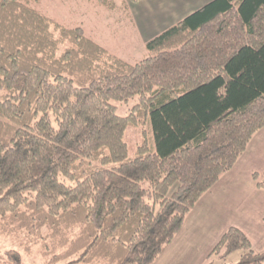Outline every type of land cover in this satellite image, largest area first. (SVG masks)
<instances>
[{
  "label": "trees",
  "instance_id": "1",
  "mask_svg": "<svg viewBox=\"0 0 264 264\" xmlns=\"http://www.w3.org/2000/svg\"><path fill=\"white\" fill-rule=\"evenodd\" d=\"M145 46L130 62L33 0H0V237L47 264H155L264 128V0H211ZM223 249L243 253L222 264H264L237 227Z\"/></svg>",
  "mask_w": 264,
  "mask_h": 264
},
{
  "label": "crops",
  "instance_id": "2",
  "mask_svg": "<svg viewBox=\"0 0 264 264\" xmlns=\"http://www.w3.org/2000/svg\"><path fill=\"white\" fill-rule=\"evenodd\" d=\"M210 1L139 0L130 3L131 19L142 37L150 34L148 41L163 27L161 22L167 29ZM255 172L264 174V128L255 134L235 166L196 203L155 264H209L213 248L233 226L249 237L256 251H264V190L257 186Z\"/></svg>",
  "mask_w": 264,
  "mask_h": 264
},
{
  "label": "rangeland",
  "instance_id": "3",
  "mask_svg": "<svg viewBox=\"0 0 264 264\" xmlns=\"http://www.w3.org/2000/svg\"><path fill=\"white\" fill-rule=\"evenodd\" d=\"M112 1L116 4L114 10H109L97 0H33V5L62 24L72 27L82 26L87 35L108 48L109 51L130 62H135L148 54L145 42L150 34H144V37L141 36L139 27L131 19V2H127L129 8H126L124 5L125 0ZM160 25L163 27L155 31L153 36L168 26L162 22ZM115 104L118 113L124 116L128 113L129 107H132L134 101H130L129 104L121 102H115ZM145 128L149 143L154 145V134L150 121ZM142 139V128L130 127L127 129L126 140L131 155L135 154L137 145L142 142ZM32 248L33 252L29 254L24 246L16 240L10 237H0V256H8L6 254L7 250H16L15 257L19 260L16 264H47L41 255L40 245ZM224 251L223 249L221 253L214 254L210 263H237L243 253L242 250H236L228 253L224 259L222 257ZM0 264L7 263H3L0 259Z\"/></svg>",
  "mask_w": 264,
  "mask_h": 264
}]
</instances>
